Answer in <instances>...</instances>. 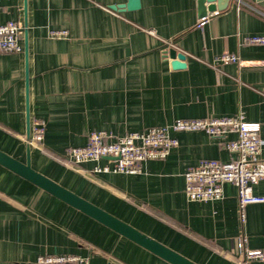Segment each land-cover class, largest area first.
I'll return each mask as SVG.
<instances>
[{
	"label": "crops",
	"instance_id": "crops-1",
	"mask_svg": "<svg viewBox=\"0 0 264 264\" xmlns=\"http://www.w3.org/2000/svg\"><path fill=\"white\" fill-rule=\"evenodd\" d=\"M125 1L0 0V23L23 29L22 50L0 51V150L25 161L28 148L33 168L198 264H264L239 245L264 248V200L246 204L241 221L231 182L219 199L185 196L189 166L230 158L219 138L172 131L178 143L166 157L131 173H91L106 159L67 156L92 130L118 135L178 117L241 112L260 122L264 139V43L243 41L264 35V0H220L225 7L203 19L198 0L109 7ZM171 47L184 66H172ZM223 52L239 60H216ZM26 85L29 134L34 118L45 123L39 144L27 141ZM253 192L264 196V178ZM49 253L87 255L88 264H173L0 164V264H39Z\"/></svg>",
	"mask_w": 264,
	"mask_h": 264
},
{
	"label": "built area",
	"instance_id": "built-area-1",
	"mask_svg": "<svg viewBox=\"0 0 264 264\" xmlns=\"http://www.w3.org/2000/svg\"><path fill=\"white\" fill-rule=\"evenodd\" d=\"M204 16H201L203 19ZM202 22V21H200ZM23 29L18 20L8 19L0 23V51H20V38ZM51 35H65V29H50ZM244 42L264 43V35H246ZM171 44L170 41H167ZM220 61H238L233 52H223L216 57ZM202 130L208 135L219 138L222 145L231 153L228 160L202 158L189 166L184 172V193L188 200H213L222 197V185L231 182L236 186L240 220H244L245 205L263 201L264 196L253 192V184L264 178V159L260 157L264 139L260 136V122L247 120L241 112L233 115L204 117H178L169 123L153 125L143 130L126 131L114 135L105 130H92L87 142L71 146L67 156L74 162L98 161L105 158L103 164L95 163L89 170L96 172H136L140 163L146 159H162L170 149L177 145L178 139L172 131ZM45 123L40 118L31 122V131L27 141L39 144L44 135ZM234 132L235 138L227 139ZM247 259L264 261V248L243 247ZM39 264H88L89 257L82 254H40Z\"/></svg>",
	"mask_w": 264,
	"mask_h": 264
},
{
	"label": "water",
	"instance_id": "water-1",
	"mask_svg": "<svg viewBox=\"0 0 264 264\" xmlns=\"http://www.w3.org/2000/svg\"><path fill=\"white\" fill-rule=\"evenodd\" d=\"M215 0H198V11L200 16H205L207 11H212L216 8L221 9L225 7V3L220 5V0L218 3H214ZM228 1V0H227ZM205 2H208L205 4ZM140 5V0H126L123 3L110 4L109 7L113 10L122 11L126 9H134ZM24 51L25 55L27 53V43H26V30L24 29ZM165 53L172 58L171 64L173 67L184 66V54L177 51L175 48H169ZM27 56V55H26ZM25 56V58H26ZM26 60V59H25ZM27 73V71H26ZM27 75V74H26ZM26 117H27V128L26 133L29 136V114L27 105V85H26ZM0 164L11 169L12 171L18 173L19 175L25 177L41 188L47 190L51 194L57 196L63 201L69 203L70 205L80 209L86 214L92 216L93 218L99 220L105 225L111 227L122 235L132 239L133 241L141 244L147 249L153 251L162 258L170 261L173 264H198L188 257L178 253L172 248L164 245L160 241L148 236L142 231L138 230L129 223L123 221L122 219L116 217L115 215L109 213L103 208L97 206L91 201L85 199L84 197L78 195L74 191L66 188L57 181L51 179L45 174L39 172L32 167L30 163L29 149L26 150L25 161L19 160L8 153L0 150Z\"/></svg>",
	"mask_w": 264,
	"mask_h": 264
}]
</instances>
